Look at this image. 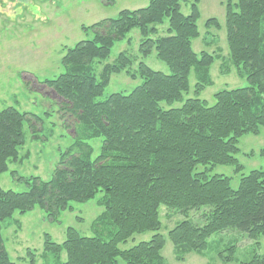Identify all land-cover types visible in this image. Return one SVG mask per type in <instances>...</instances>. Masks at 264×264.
<instances>
[{"label":"trees","instance_id":"1","mask_svg":"<svg viewBox=\"0 0 264 264\" xmlns=\"http://www.w3.org/2000/svg\"><path fill=\"white\" fill-rule=\"evenodd\" d=\"M183 3H190L187 15ZM199 3L150 0L144 8L124 9L117 17L82 27L93 37L67 48L65 72L44 81L64 100L59 107L66 127L75 130L73 143L61 153L50 180L11 171L28 190L0 185V264H17L6 247L2 222L36 207L58 222L62 212L72 210V202L86 203L99 194L103 211L92 223L94 235L68 227L64 242L58 243L45 233L44 257L53 255L54 264H167V239L160 232V208L166 206L185 217L168 232L179 260L191 251L203 253L213 235L231 229L246 234L256 248L252 259L241 264H264V248L258 252L264 240V169L243 174L235 156L244 135L264 129V0H224L230 65L222 68L225 73L234 68L249 85L220 90L214 104L200 95L213 84L210 69L221 56L193 49L201 36ZM206 26L219 27V21L210 18ZM134 29L142 36V57L156 49L168 74L127 51L99 71L115 43ZM123 72L141 84L103 99L112 75ZM193 73L197 80L190 96ZM42 123L40 116L15 107L0 110V174L27 158L20 153L27 124L34 134ZM96 140L98 154L92 144ZM217 165H234L242 173L238 188L231 177L212 174ZM202 209V224H196L189 214ZM146 232L154 233L149 240L120 247ZM228 250L230 256L220 252V257L232 262L235 246ZM35 254L27 250L30 264H37Z\"/></svg>","mask_w":264,"mask_h":264},{"label":"rangeland","instance_id":"2","mask_svg":"<svg viewBox=\"0 0 264 264\" xmlns=\"http://www.w3.org/2000/svg\"><path fill=\"white\" fill-rule=\"evenodd\" d=\"M150 0H0V110L15 107L20 111L30 112L41 117L42 124L34 133L27 124V141L21 148V156L27 155L23 163L10 164L9 172L0 174V185L5 190L24 192L28 190L24 182L13 178L11 171H17L24 177L39 176L50 180L60 160L61 153L73 143L75 130L67 128L62 118L59 105L63 99L45 84L46 79H54L65 67L62 58L67 48L74 47L82 40L91 39L93 33L82 30L83 26L117 17L121 10L144 8ZM201 16L198 20L201 36L193 41V49L200 53L205 50L220 54L211 67L213 84L200 95L210 104L215 103L214 95L223 89H234L248 86L246 78L240 77L234 68L225 73L223 63L230 65L229 45L226 30V8L224 0H200ZM182 12L190 13V3H183ZM216 18L219 27L206 26L207 20ZM167 26V25H165ZM166 27H161V34ZM142 36L138 29L132 30L124 40L117 41L110 57L99 65V71L106 63H114L123 51L139 56V61L156 71L169 73L168 66L157 58L156 49L143 58L139 48ZM138 62L134 65L137 68ZM197 78L191 76V93ZM142 80L132 79L125 72L114 74L105 89L103 99L113 93H130L140 85ZM166 107L168 105L163 103ZM180 103L173 106L178 107ZM38 136L34 139L33 136ZM95 154L100 152V140L92 142ZM240 151L236 156L244 167L243 174L254 169H264V129L258 135H244L239 142ZM212 174H224L232 178L233 188H238L242 173H236L234 165H217ZM102 194L86 202H72V210L61 213L58 222L49 220L41 208L36 207L25 215L16 213L14 218L2 222V232L11 258L17 264H30L27 250L32 249L37 264H54V256L47 258L43 254L44 234L49 233L55 242L62 243L66 238V229L74 227L85 236L94 235L92 223L101 214L103 208L98 204ZM201 211L192 210L189 218L196 224H202ZM162 222L161 233L167 243L163 255L167 264H241L252 259L253 240L237 230H225L209 239L210 246L203 253L188 252L183 260H179L168 232L173 229L184 216L176 209L166 206L160 208ZM153 232L136 234L121 248H130L134 244L149 240ZM263 245L258 252H262ZM235 246L234 261L226 262L220 252L230 256L228 248ZM65 259V255H63Z\"/></svg>","mask_w":264,"mask_h":264}]
</instances>
